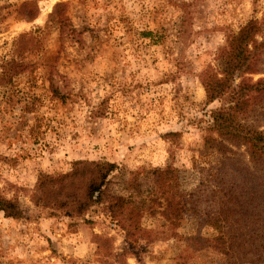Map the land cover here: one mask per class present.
I'll use <instances>...</instances> for the list:
<instances>
[{
  "label": "rangeland",
  "instance_id": "1",
  "mask_svg": "<svg viewBox=\"0 0 264 264\" xmlns=\"http://www.w3.org/2000/svg\"><path fill=\"white\" fill-rule=\"evenodd\" d=\"M251 19L264 0H0V195L23 211L0 212V264H264V165L205 148L200 78ZM77 160L115 164L100 201L35 203Z\"/></svg>",
  "mask_w": 264,
  "mask_h": 264
},
{
  "label": "trees",
  "instance_id": "2",
  "mask_svg": "<svg viewBox=\"0 0 264 264\" xmlns=\"http://www.w3.org/2000/svg\"><path fill=\"white\" fill-rule=\"evenodd\" d=\"M226 40L219 53L226 60L225 66L218 70L210 64L200 73L207 102L219 103L211 110L205 148L224 152L228 148L227 142L245 145L254 165L263 166L264 128H260L256 121L250 122V118L257 116L263 108L264 78L256 80L249 74L263 71L264 19L249 20L238 31L229 32ZM220 162L218 158L217 165L214 163L215 166L209 167L208 177L215 179ZM114 166L107 161L77 160L72 172L59 176L43 175L37 182L34 201L39 204L52 198L69 215H83L102 198L103 186ZM168 171L157 170L160 176ZM225 175L226 171L222 172L223 178ZM227 192L233 195L231 187ZM116 201L124 206L122 196ZM109 211L113 215V211ZM0 212L17 218L23 211L17 201L0 195ZM212 223L221 225L218 217Z\"/></svg>",
  "mask_w": 264,
  "mask_h": 264
}]
</instances>
